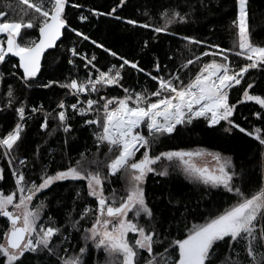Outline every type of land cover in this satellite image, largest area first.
I'll return each instance as SVG.
<instances>
[{
    "label": "snow or ice",
    "instance_id": "6c2138e0",
    "mask_svg": "<svg viewBox=\"0 0 264 264\" xmlns=\"http://www.w3.org/2000/svg\"><path fill=\"white\" fill-rule=\"evenodd\" d=\"M20 2L33 9L37 15L31 19L22 16L20 20H12L8 18L7 12H0V64L16 58L17 63H13L12 68L22 70L20 79L25 85H30L41 72V60L45 52L57 46V41L61 40L66 30L85 41L90 38L68 23L66 7L69 6V0ZM125 3L126 0H119V4L107 15L116 13L117 8L123 7ZM237 4L238 17L233 23L238 29L240 51L235 52V55L243 56L248 61L238 70L225 54L228 50L220 49L219 45H209L219 51H205L195 61L189 59L184 67L209 55L220 56V60L202 63L194 77L187 82L179 73L159 75L162 68L157 63V75L146 73L157 84L155 90L136 91L125 87L121 81L122 69L126 65L144 71L138 62L118 57L122 61L119 68L112 65L104 71L94 63L97 59L95 55L89 58L81 55L76 48L69 49L72 56H80L85 68L94 70L95 75L90 71L85 80L72 78L65 83L53 80L43 84L45 88L58 84L77 99L71 104L59 101V111L54 110L55 114L45 112L40 129L47 132L51 119L58 121V124L48 135L58 130L70 135L73 131L72 113L82 118L91 115L92 118L83 120L82 127L92 128L96 151L92 157L81 152L74 164L70 161L66 168L52 174H49L47 163L33 160L32 168L41 164L39 182L28 175L31 169L27 157L21 158L17 153L28 120L44 111L43 105L29 110L20 101L19 107H13L16 98L11 86L8 87L7 105L0 111L12 108L15 123L6 133H0V155L7 161L15 190L6 194L0 189V218H6L3 242H0V261L3 264H91L93 253L98 254L101 250L106 256L104 264H264V182L258 189L246 192L241 184L235 182L237 179L243 182V174H238L231 158L223 157L218 152L175 150L153 154V145L160 142L162 137L179 135V126L186 127L200 120L206 122L209 129L223 127L224 122L228 125L224 127L225 132L231 133L238 129L241 133L253 136L264 146L260 128L249 132L234 120L239 104L254 101L264 109V96L250 94L254 83H249L241 100L231 103L229 98L230 91L241 84L250 69L264 70V46H256L250 40L248 0H237ZM70 6L82 7L76 3ZM94 14L105 15L102 12ZM162 18L166 24L162 27L150 23L139 24L131 19L126 22L151 29L155 33L167 32L173 23L187 22V15H181L179 11H166L162 13ZM87 19V16H80L81 21ZM116 19L120 17L116 16ZM25 30H37L38 36L25 40ZM91 42L117 57L116 52L94 40ZM191 42L203 43L198 40ZM68 63L75 66L73 60ZM10 75L16 76V72ZM3 80L4 74L0 72V82ZM113 86L121 88L123 95L110 96L104 91ZM93 93L97 94V98H88L86 101L79 99L81 94L91 96ZM255 116L264 119V112L258 111ZM64 143L67 145V139ZM104 148L106 151H102ZM40 152L38 147L34 155L39 157ZM101 155L103 159H100ZM205 156L215 161L212 169L194 162ZM165 160L179 161L184 173L192 180L205 185L207 190L222 189L231 194L234 202L222 210L209 212L202 217L203 222L196 223L188 220L189 215L193 220L196 219L195 209H190L187 204L181 205L169 193V205L177 209L182 206L184 209L181 222L186 229L181 235L172 237L171 230L164 229V222L157 220L144 188L149 174L161 177L169 175L168 167L172 165L164 166ZM4 174L5 168L0 167V181L4 180ZM112 178L123 181V188L106 189V184H110ZM66 181L73 184L84 182L77 188L75 198L79 200L85 196L94 201L93 207L85 199L78 219L69 214L72 231L49 214V203L45 200L40 199L39 203L34 204L40 193L51 189L56 183ZM207 190L201 195H209ZM56 203L61 205L60 201ZM89 217L92 218L91 225L84 228L81 222ZM81 231L84 243L78 242L73 246V232ZM220 245H225L223 254Z\"/></svg>",
    "mask_w": 264,
    "mask_h": 264
},
{
    "label": "trees",
    "instance_id": "16d2710c",
    "mask_svg": "<svg viewBox=\"0 0 264 264\" xmlns=\"http://www.w3.org/2000/svg\"><path fill=\"white\" fill-rule=\"evenodd\" d=\"M29 2L38 3L39 0H29ZM72 3L82 5V7L72 8L70 6ZM118 4L119 0H69V6L66 7L68 23L90 39L85 41L72 31L66 30L55 49L47 52L44 56L41 72L35 81L30 82V85H25L20 79L22 73L19 69L12 68V64L17 63L15 58L5 64H0V72L4 74V80L0 82V109L6 108L9 86L13 89L16 98L13 107H19L20 101L27 105V109L43 105L44 111L28 120V126L17 153L21 158L27 157L29 169H31L28 175L32 179H36L37 182H39L41 164L38 163L35 168H32L33 160L47 163L49 174H52L66 168L70 161L74 164L75 160L79 159L81 152L92 157L96 151L91 134L92 128L82 127L83 120L87 117L82 118L72 113L73 131L70 135H66L62 130L48 135V132L55 129L58 124V121L51 119L47 132L40 129L45 112L55 114L59 111L57 108L59 101L63 100L66 104L75 102L68 95L67 90L59 87L58 84L50 88L42 87V85L53 80L65 83L72 78L86 79L83 61L80 56L73 57L69 49L76 48L81 55H87L89 58L95 55L97 59L94 63L101 70H107L112 65L119 68L122 61L118 57L138 62L139 67L144 71L141 72L126 65L122 69L123 80L121 81L125 87L136 91L155 90L157 84L146 73L157 75L155 70L157 63L162 68L159 75L167 76L179 73L187 82L189 78L194 77L202 63L210 62L212 59L220 60V56L209 55L202 57L201 61L184 67L189 59L195 61L196 57L205 51H219L209 45H219L220 49L228 50L226 55L240 60L235 64L237 70L244 65L241 58L235 55L238 30L233 21L237 20V0H126L123 7L117 8L116 13L107 15ZM247 8L250 40L256 46H264V0H248ZM166 11L169 13L179 11L181 15L186 14L187 22L173 23L167 32L161 33H155L151 29L130 25L126 22L131 19L139 24L150 23L155 27L166 26L165 19L162 18V13ZM0 12H7L8 18L12 20H20L22 16L25 19H31L37 15L33 9H29L20 0H0ZM100 12L105 15L94 14ZM80 16H87L88 19L81 21ZM116 16H119L120 19H116ZM37 35V30H25L24 39L36 38ZM185 37L191 39H185ZM93 40L103 45L104 48L116 52L117 57L105 52L103 48L96 47L91 42ZM191 40L203 43L194 44ZM69 60H73L75 66L69 64ZM12 72H16V76L10 75ZM249 83H254V87L249 90L250 94L264 96V70L250 69L241 84L230 91L231 103L242 99L243 91ZM104 91L110 96L123 95L122 89L118 87H111ZM91 97L95 99L97 94L94 93ZM258 111L264 112V109H261L254 101L239 104L234 120L249 132L260 128V135L264 137V119H257L255 113ZM69 112L71 113V109ZM14 123L15 113L12 108L0 111V133H6L14 126ZM222 124L223 127L217 126L215 129H209L203 120L186 127L181 125L179 126V135L162 137L160 142L153 145V154H159L162 151L194 149L218 152L224 157L231 158L237 166L238 174H243L244 181L237 179L235 181L237 184H241L246 192L258 189L264 182V146L260 145L253 136L241 133L238 129H234L231 133L225 132L224 127H228V125L224 122ZM144 131L146 134V129ZM65 139L68 141L67 145L64 143ZM38 147L41 152L40 156L36 157L34 153ZM102 151H106V148ZM137 155L139 157L140 154ZM100 159H103L102 155ZM170 164L172 166L168 167V176L149 174L144 188L149 206L156 213L157 220L164 222V229L171 230L172 237L181 235L186 229L181 222L183 219L181 213L184 209L182 206L177 209L169 205V193L173 194L181 205L187 204L190 209H195L196 219L193 220L189 215L188 220L196 223L203 222L202 217L209 212L222 210L234 202L231 194L222 189L207 190L205 185L185 176L177 161H163L164 166ZM0 167L5 168V178L0 181V189L7 194L14 191L15 188L7 161L2 155H0ZM157 167L159 168L160 165ZM83 184L84 182L73 184L70 181L56 183L51 189L40 193L39 199L34 201V204L39 203L40 199L45 200L46 203H49V214L53 215L61 225L69 226V231H72L69 214L78 219L79 213L85 206V199L89 205L94 207V201L90 197L82 196L79 200L75 198L77 188ZM111 188L122 189L123 181L112 178L111 183L106 184V189L110 190ZM206 190L210 194L202 196L201 194ZM57 201H60L62 206L58 205ZM197 201H199L198 204ZM91 222L92 218L89 217L81 224L87 228L90 227ZM5 227L6 218H0V242H3L2 233ZM82 235V231L73 232L71 236L73 246L78 242L84 243ZM224 250L225 245H220L221 254L224 253ZM105 259L106 256L102 250L98 254L94 252L91 256V264H104ZM0 264H3V261H0Z\"/></svg>",
    "mask_w": 264,
    "mask_h": 264
},
{
    "label": "rangeland",
    "instance_id": "374dc122",
    "mask_svg": "<svg viewBox=\"0 0 264 264\" xmlns=\"http://www.w3.org/2000/svg\"><path fill=\"white\" fill-rule=\"evenodd\" d=\"M237 7H238V4H237ZM237 17H238V14H237ZM238 30V29H237ZM239 39H237V51L236 52H238V51H240V49H239ZM228 56V58H229V61H231L232 62V64H233V67L236 69V62H239L240 60H237V59H233V58H231L229 55H227ZM239 58H241V62H243L244 64L245 63H248V61H246L245 59H244V57L243 56H238ZM243 66V65H242ZM241 66V67H242ZM141 150H143V149H141ZM200 150H203V149H194V150H187V151H200ZM209 152H211V151H209ZM213 153H215V152H213ZM224 157V156H223ZM178 162V164H179V167H180V169L182 170V172H183V174L185 175V176H187L185 173H184V171H183V166L180 164V162L179 161H177ZM198 166H207L209 169H212L214 166H215V161L214 160H212V158L210 157V156H205V157H201V158H198L196 161H194ZM188 178H190V179H192L191 177H189V176H187Z\"/></svg>",
    "mask_w": 264,
    "mask_h": 264
},
{
    "label": "built area",
    "instance_id": "2783aa9c",
    "mask_svg": "<svg viewBox=\"0 0 264 264\" xmlns=\"http://www.w3.org/2000/svg\"><path fill=\"white\" fill-rule=\"evenodd\" d=\"M84 64H85V62L83 61V67L85 68V66H84ZM98 67V66H97ZM86 69V78H87V76H88V74H89V72L90 71H92L93 72V75H95V73H94V70H90V68H85ZM104 71H106V70H104ZM113 87H115V86H113ZM94 94V93H93ZM70 97H72L74 100H75V102H76V97H73L72 95H70V94H68ZM92 95V94H91ZM88 98H93V97H91V96H89L88 94H81L80 95V97H79V99L81 100V101H86ZM32 107H29L28 109L30 110ZM87 118H91V115H89Z\"/></svg>",
    "mask_w": 264,
    "mask_h": 264
},
{
    "label": "water",
    "instance_id": "95a60500",
    "mask_svg": "<svg viewBox=\"0 0 264 264\" xmlns=\"http://www.w3.org/2000/svg\"><path fill=\"white\" fill-rule=\"evenodd\" d=\"M37 36H38V35H37ZM59 41H60V40H59ZM59 41H57V44H58ZM53 49H55V48H53ZM53 49H48V50L45 52L44 56L46 55L47 52H49V51H51V50H53ZM44 56L42 57L41 63H42V61H43ZM15 59H16V58H15ZM16 60H17V59H16ZM19 70H20V69H19ZM20 72L22 73V70H20Z\"/></svg>",
    "mask_w": 264,
    "mask_h": 264
},
{
    "label": "bare ground",
    "instance_id": "6f19581e",
    "mask_svg": "<svg viewBox=\"0 0 264 264\" xmlns=\"http://www.w3.org/2000/svg\"><path fill=\"white\" fill-rule=\"evenodd\" d=\"M97 66V65H96ZM86 75V74H85ZM75 101V100H74ZM75 103V102H74Z\"/></svg>",
    "mask_w": 264,
    "mask_h": 264
}]
</instances>
